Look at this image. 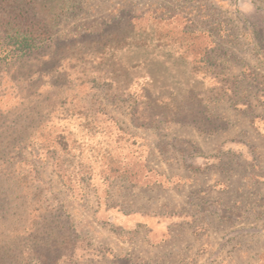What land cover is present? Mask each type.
Masks as SVG:
<instances>
[{
    "label": "rangeland",
    "instance_id": "1",
    "mask_svg": "<svg viewBox=\"0 0 264 264\" xmlns=\"http://www.w3.org/2000/svg\"><path fill=\"white\" fill-rule=\"evenodd\" d=\"M41 1L0 11L1 264H264V0Z\"/></svg>",
    "mask_w": 264,
    "mask_h": 264
},
{
    "label": "trees",
    "instance_id": "2",
    "mask_svg": "<svg viewBox=\"0 0 264 264\" xmlns=\"http://www.w3.org/2000/svg\"><path fill=\"white\" fill-rule=\"evenodd\" d=\"M68 4L70 5L71 3H65L66 6H69ZM37 7L44 8V2L41 0H0V11L5 13V15L7 13V19L2 20V27L10 36L16 38L21 37L24 41H35L41 37L48 36L50 32L48 27L42 25L39 20L36 21L35 18L31 19L34 17ZM61 9L62 7L58 8V10ZM204 121L202 126L204 124H206V126H211L208 130L212 131L214 127L210 118L205 116ZM194 122L195 121H193V123ZM6 255V251L1 249L0 264L3 263Z\"/></svg>",
    "mask_w": 264,
    "mask_h": 264
},
{
    "label": "crops",
    "instance_id": "3",
    "mask_svg": "<svg viewBox=\"0 0 264 264\" xmlns=\"http://www.w3.org/2000/svg\"><path fill=\"white\" fill-rule=\"evenodd\" d=\"M145 263H146V264H152V262H151V261H149V262H148V261H145Z\"/></svg>",
    "mask_w": 264,
    "mask_h": 264
}]
</instances>
